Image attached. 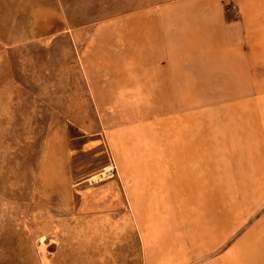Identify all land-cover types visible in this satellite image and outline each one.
<instances>
[{
	"label": "rangeland",
	"instance_id": "obj_1",
	"mask_svg": "<svg viewBox=\"0 0 264 264\" xmlns=\"http://www.w3.org/2000/svg\"><path fill=\"white\" fill-rule=\"evenodd\" d=\"M170 2L0 0V264H264V59L122 84Z\"/></svg>",
	"mask_w": 264,
	"mask_h": 264
},
{
	"label": "crops",
	"instance_id": "obj_2",
	"mask_svg": "<svg viewBox=\"0 0 264 264\" xmlns=\"http://www.w3.org/2000/svg\"><path fill=\"white\" fill-rule=\"evenodd\" d=\"M224 4L234 5L229 10L237 18L225 12ZM125 24L132 56L122 84L141 91H181L182 76L194 77L190 82L196 84L199 75H229L218 61L222 53L226 58L234 52L238 59H264V0H171L142 8ZM161 122L163 131L172 126ZM185 129L189 135L192 128L181 125ZM186 148L187 143L177 144L174 150Z\"/></svg>",
	"mask_w": 264,
	"mask_h": 264
}]
</instances>
